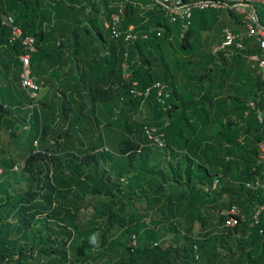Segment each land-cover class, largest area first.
<instances>
[{"label": "trees", "instance_id": "16d2710c", "mask_svg": "<svg viewBox=\"0 0 264 264\" xmlns=\"http://www.w3.org/2000/svg\"><path fill=\"white\" fill-rule=\"evenodd\" d=\"M182 1L227 4L225 0ZM95 2L0 0V144L5 132L10 134L9 142H14L8 151L0 150V161L5 174L20 167L28 181L26 193L9 197L10 185L5 174L0 175V227L20 218L14 229L0 233V264H88L91 259L113 256L117 248L124 250L119 264H264V219L252 226L253 212L264 198L246 187L264 174L258 149L264 142V125L257 121L251 106V102L264 105V77L255 76L247 61V56L261 51L259 44L247 37L244 16L230 4L194 10L191 26L183 32L182 23L167 18L165 8L155 0ZM88 3L95 12L81 18ZM114 15L121 18L118 28L123 36L119 39L105 25ZM6 16L14 17L24 37L35 38L31 75L47 86V94L37 102L39 108L30 109L33 100L14 85L23 70L20 57L25 51L22 41H13L11 30L3 25ZM260 23L264 26L262 20ZM131 27L137 39L127 42L125 34ZM225 30L241 34L237 42L243 50L233 46L211 52L214 45H222ZM212 33L219 38L211 39ZM96 37L102 44L101 54L88 61L83 55ZM69 56L76 60L71 65ZM67 66L69 71L61 72ZM213 69L218 71L213 74ZM192 70L198 74L193 76ZM157 83L167 86L164 98H158ZM56 85L60 95H48ZM227 90L233 96H225ZM83 95L89 103L82 101ZM89 104L91 108H87ZM116 110L118 116L112 122ZM99 115L110 119L107 126L125 132L116 154L124 163L113 186L104 180L106 172L99 175L103 161L115 159L101 151L105 146L102 131L95 136L94 128L103 126ZM218 116L229 119L225 139L211 130ZM145 126L160 129L167 147L184 153V161L171 168L182 189L167 193L160 183L156 167L169 162L151 158L154 150L162 149L147 145ZM78 133L88 138L89 145L79 152L74 144ZM50 139L56 141L57 148L49 146ZM63 153L72 159L63 160ZM76 160L80 163L73 166ZM151 162L155 165L150 166ZM129 172L128 187L144 196L148 210L161 211L160 221L154 224L158 230L148 228V214L127 211L121 186ZM150 186L153 190L147 191ZM88 195L91 201L86 203ZM98 195L112 200L88 223H78L76 215L91 207ZM211 207L228 213L209 224ZM234 208L237 214L231 213ZM38 216L63 223L67 240L56 247L49 238L29 241V228L39 225ZM231 217L238 221L234 227L227 226ZM197 223L205 231L202 242L189 238ZM163 227L167 240L159 231ZM220 227L227 237L240 235V251L218 261L211 239ZM183 229L185 243L180 247L169 243ZM76 239L87 242L89 252L77 250ZM35 250L39 255L32 260L28 254Z\"/></svg>", "mask_w": 264, "mask_h": 264}, {"label": "rangeland", "instance_id": "374dc122", "mask_svg": "<svg viewBox=\"0 0 264 264\" xmlns=\"http://www.w3.org/2000/svg\"><path fill=\"white\" fill-rule=\"evenodd\" d=\"M99 1L101 0H96L95 4H99ZM227 2V6L228 4H230V6H232L235 9V5L237 4H243V5H250L253 6V8L256 10V13L258 14L259 18L263 21L264 20V0H225ZM114 3V2H113ZM119 3V2H116ZM86 8V12L85 14H83L81 16V18L86 17L88 14H92L93 12H95V7H92L91 4H85L84 6ZM121 9H123V6H121ZM106 22V21H105ZM89 23V22H87ZM107 24V22H106ZM105 24V25H106ZM59 36V33L58 35ZM214 38H219L218 36L215 35V33L211 34V39ZM222 38V35H221ZM171 42V41H170ZM220 44L214 45L211 49V52L213 54H215V50L219 47ZM95 48H98L99 51H95ZM102 48V44L101 42L98 40V37H96V39L93 41V43L91 42V44L87 47V51L86 54L83 55V58L86 60H95L98 58V56L101 54L100 49ZM69 64L71 65L73 62H75L76 60H72L69 56ZM78 63H81L80 60H77ZM247 61L251 67V69L254 70L255 72V76L257 75H261L257 69L253 68L252 63L248 60ZM1 64V63H0ZM220 65V64H219ZM221 66V65H220ZM1 65H0V69H1ZM69 71V66L62 68L61 72H68ZM218 71V69H213L212 73L215 74ZM257 72V73H256ZM76 73V70L74 69V74ZM192 75H197L198 72L197 70H192L191 71ZM22 74H23V70L20 73L19 76V81L18 82H14V85L16 87H18V90L21 93L26 94L29 98V94L28 91L25 90L22 86ZM182 78V77H181ZM37 81L38 78L36 77ZM218 79V78H216ZM215 79V80H216ZM184 77L182 78V81H184ZM216 82V81H213ZM183 83V82H182ZM42 84V83H41ZM40 84V85H41ZM209 84V83H208ZM208 84L206 85V88H208ZM46 84L42 85V91L40 93V98L44 97L46 95L47 92V88H46ZM58 85H56V87L52 90L49 91L50 95L52 93V95L57 94L60 95V92L58 91ZM233 92H231L230 90H227V94H225V96H233ZM51 95V96H52ZM76 100L78 99V101L80 102V99L77 97V95H75ZM197 99H199V97H197ZM82 101H84L85 103H89V99L87 95H83V99ZM39 102V101H38ZM37 107L39 108L37 105H31L30 109ZM29 108V107H28ZM87 108H91V105L89 104V106H87ZM86 116L88 115L87 113H84ZM114 119H108L104 120L103 116H107V114L105 113L103 116L99 115L100 117V121H102L101 123L103 124V126L101 128L95 127L94 128V132L96 133L95 136L102 131V135L104 138V142H105V146L101 149V151H108L109 153H111L112 155H114L115 159H109V160H104L103 163L100 166L99 169V175L100 177L104 175V173L106 172L108 174L107 177H103L104 180L106 181V183H108L110 186H113L115 184L116 181V176L118 174V172L120 171V168L122 167L124 161H118L116 158V154L118 153V150L120 148V144L121 142L125 139V132H123V130L121 129V127L118 126H107V122L115 121V118L118 116V110L114 111ZM66 115H64V119H65ZM91 117V116H88ZM221 117L218 116L215 121L213 122L211 125V130L213 131L214 134H217L218 136L223 137L224 139L227 136V132H228V120L229 119H222L223 122H221ZM61 121L63 122V119H61ZM61 121L58 122V125L55 127V129L59 128L58 126L60 125ZM92 124H95V121H93ZM29 127V125H28ZM68 128L67 124L64 126V128L62 129L63 131H65ZM89 137V135L87 136ZM10 134L5 132L3 134V137L1 139V144H0V150H7L8 148L12 147L14 144L13 139L10 140ZM85 136H83L82 133H78L74 135V144L77 147V151H84L88 148V142ZM239 140H241V137L239 138ZM48 144L49 146H53L54 148H57V144L56 141L54 140H48ZM61 158L63 160H71L72 158L68 155H66V153H63L62 155H60ZM1 157V155H0ZM151 158L157 159L158 160H162V158L164 159L165 162H169V165L165 164L163 166L159 165L157 166V171L156 173L159 174L160 177V183L163 184L164 188L166 189V192H171L176 188L182 189L183 187L179 184V181L174 177V173L171 170V168H175L177 167V164L179 161H184V153L181 151H174L172 148H165L162 150H154L153 151V156ZM74 164L73 166H78L80 163V160H76L73 161ZM163 163L160 162V164ZM155 165L154 162L150 163V166ZM0 168L3 170V174H5V168L2 167L1 161H0ZM20 168V167H19ZM18 167H15L13 169V173H6L4 175L5 180L9 183V192H8V196L9 197H15V196H19V195H23L24 193H26L27 188H28V181H27V176L23 175L20 171ZM166 173V176H163V174ZM132 173H128L127 176L123 179L122 181V188L123 191L126 192V203H127V211L128 212H136L139 215H143V214H148V217L145 219V222L147 223L148 228H150V230H158L160 227L155 226V222H159L160 221V216H161V211L160 210H148V205L145 204V198L143 195L138 194V192L136 190H133L131 188H129L128 186V179L127 177L131 176ZM154 187H147V191H152ZM215 190V189H213ZM72 196H75V194H72ZM130 198H132V200L130 201ZM112 200L111 197L109 196H105V195H98L96 197L93 198L92 200V205L91 207L87 208V209H82L80 211V213H78L76 215V221L80 224H86L88 223L90 220L93 219L94 214L97 212H102V207L105 203H107L108 201ZM91 201V196H87L86 197V203ZM118 201V199H117ZM228 203V198L225 199V204ZM210 214L211 217L208 218V223L210 224V222H215L216 220H218L220 215H226L228 212H221L219 211V209H215L213 207H211L210 209ZM36 219H39V225L38 226H32L29 228L30 232H29V241L30 240H35L36 243L40 242V240L43 238H49L51 240V242H54L53 245L56 247L59 244H61L62 242H64L65 240H67L68 238V234L66 233L65 230H63V223H60L57 219H50L47 218L45 216H38ZM247 219V217H246ZM20 222V218L15 219L13 221H10V223H6L4 224L2 227H0V233L4 234L12 229L15 228V226ZM211 222V223H212ZM185 226H187L186 224H184ZM166 228L163 227L162 230L160 231V234L164 235V239L167 238L166 234ZM68 232H71L70 229L67 230ZM185 234V229H183L182 234L180 236H176L175 235V240H171L170 238V242L171 244L175 245L176 247H180L185 243V240L183 239ZM205 231L202 230V227L199 223L196 224L195 229L193 231L192 234H190V241H194L197 240L199 242L203 241V237H204ZM72 236H74V234H72ZM202 236V237H200ZM168 237H169V233H168ZM239 239H240V235H235L232 237H227L224 233V229L223 228H219L217 230V233H215L211 239L212 244L214 245V253L216 255V258L218 261L220 260H224L228 257H230V255L232 254H239ZM25 240V239H22ZM167 240V239H166ZM25 242V241H23ZM76 243V247L77 250H83L85 252H89L88 247H87V242H85L83 239H76L75 241ZM143 244V243H142ZM46 245V244H45ZM139 245V244H138ZM134 246V244H133ZM68 248V246H67ZM97 248H93V251H96ZM16 252H18V249L15 250ZM123 249L122 248H117L116 251L114 252L113 256H108L105 257V259H91L88 264H119L124 258H123ZM96 252L92 253L93 257L96 256L95 254ZM29 257H32V260H35V258L38 257L39 253H37V251L35 250L33 253L31 252L30 254H28ZM217 261V262H218ZM198 264V263H197Z\"/></svg>", "mask_w": 264, "mask_h": 264}, {"label": "built area", "instance_id": "2783aa9c", "mask_svg": "<svg viewBox=\"0 0 264 264\" xmlns=\"http://www.w3.org/2000/svg\"><path fill=\"white\" fill-rule=\"evenodd\" d=\"M155 2L163 6L166 10L165 16L172 22H181L183 32H186L191 26L192 14L194 10L206 11L208 9H220L226 7L227 4H221L213 1H200L185 3L182 0H155ZM249 5L237 4L235 5L236 10L244 16L243 26L247 30V37L252 38L259 44L261 54L247 56L248 60L252 63L253 68L257 69L262 77H264V26L260 24L259 16L256 10ZM121 18L119 15H114L111 22L107 27L111 30L114 38L119 39L123 34L119 31V25ZM3 25L7 26L11 30V38L13 41L20 40L24 46V54L20 57L23 64L22 74V86L28 91L30 99L33 100L34 105L40 101V93L42 86L37 80L32 77L30 69V58L31 55L36 51L35 38L24 37L22 30L15 25V19L13 16H6L3 20ZM241 37V34H234L229 30H225L222 36V45L219 46L215 52L226 50L227 48L236 46L238 50H243L244 47L241 43L237 42ZM146 38V37H145ZM137 39V35L133 32V27L129 28V31L125 34V40L127 42H134ZM155 88L159 90L158 98H164L163 93L167 92L166 84L157 83ZM149 93V90L147 94ZM146 94V95H147ZM167 98V96H166ZM164 100V99H163ZM164 104V101L162 102ZM251 106L254 109L257 121L264 125V105L256 106L254 102H251ZM144 135L147 138V145L150 147L165 149L166 135L156 127L145 126L143 128ZM260 152V159L264 160V142L258 144ZM3 174V170L0 168V175ZM218 180L214 182L213 189H216ZM247 189L252 191H259L261 196L264 198V174L253 182L246 184ZM232 214H237L238 210L234 208L231 211ZM253 225L256 226L259 222L264 219V203L259 204L253 213ZM238 224L235 217H231L227 222L228 227H234Z\"/></svg>", "mask_w": 264, "mask_h": 264}, {"label": "clouds", "instance_id": "9594fccd", "mask_svg": "<svg viewBox=\"0 0 264 264\" xmlns=\"http://www.w3.org/2000/svg\"><path fill=\"white\" fill-rule=\"evenodd\" d=\"M91 242L94 244L97 242V238L95 235H93V237L91 238Z\"/></svg>", "mask_w": 264, "mask_h": 264}, {"label": "crops", "instance_id": "0c3cea01", "mask_svg": "<svg viewBox=\"0 0 264 264\" xmlns=\"http://www.w3.org/2000/svg\"><path fill=\"white\" fill-rule=\"evenodd\" d=\"M250 6V5H249ZM253 8V6H250L249 8ZM254 9V8H253ZM264 10V9H263ZM259 20H261L260 18H259ZM263 22H264V20H263ZM110 22H108L107 24H106V27H107V25L109 24ZM261 24V23H260ZM108 28V27H107ZM246 29V28H245ZM246 32H247V30H246ZM260 54H261V52H260ZM126 67V66H125ZM259 72V71H258ZM46 94H47V92H46ZM254 213V212H253Z\"/></svg>", "mask_w": 264, "mask_h": 264}]
</instances>
